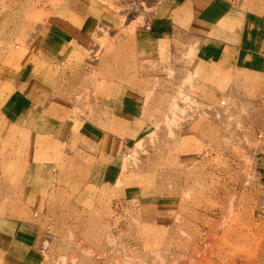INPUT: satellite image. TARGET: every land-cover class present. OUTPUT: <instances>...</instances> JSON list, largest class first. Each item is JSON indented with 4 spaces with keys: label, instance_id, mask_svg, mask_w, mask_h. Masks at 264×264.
Instances as JSON below:
<instances>
[{
    "label": "rangeland",
    "instance_id": "rangeland-1",
    "mask_svg": "<svg viewBox=\"0 0 264 264\" xmlns=\"http://www.w3.org/2000/svg\"><path fill=\"white\" fill-rule=\"evenodd\" d=\"M64 1L0 0V80L59 77L51 108L67 114L61 143L0 130V264H264V74L203 82L184 68L195 43L183 38L167 57L139 53L155 12L139 0L126 6L134 22L116 16L85 41L101 49L90 69L74 43L47 61L42 31L79 25ZM99 1L94 14L121 13ZM234 1L264 15V0ZM126 99L139 116L117 114Z\"/></svg>",
    "mask_w": 264,
    "mask_h": 264
},
{
    "label": "crops",
    "instance_id": "crops-1",
    "mask_svg": "<svg viewBox=\"0 0 264 264\" xmlns=\"http://www.w3.org/2000/svg\"><path fill=\"white\" fill-rule=\"evenodd\" d=\"M134 1L114 0L116 5L122 7L121 13H105L103 16L92 11V5L102 4L99 0H65L64 4L74 11L73 19L79 25L74 27L69 24H53L45 28L40 40V51L47 61H55L56 58H63L70 51L68 45L74 43L77 49H72L70 58H75L76 52L84 57L79 66L90 69L87 60L98 61L97 53L101 49L97 44L90 46L85 41L100 29L109 30L113 22L118 21L119 16L124 17L126 22H134L135 20L131 19L135 15L126 9V6ZM136 3L145 4L148 9L155 11L151 15L145 13L147 25L137 29L144 37L148 36L150 41L149 45L140 44L137 47L139 53L148 48L147 52L154 53L157 60L163 58V55L167 57L175 52V41L183 38L187 46L195 43L194 63L184 68L191 72L193 69V77L203 82L215 78L216 70L220 69L247 68L264 74V15L243 10L241 1L139 0ZM0 82H3L1 88L8 91L3 100L0 97V122L7 124L0 126V130L9 128L10 134L16 130H24L31 135L51 136L61 143L58 137L59 122L64 120L67 114L64 109H52L51 106L54 100L62 98H58V92L52 87L54 84H62V80H59V77L52 81L44 77H27L2 79ZM130 101L126 99L127 105L124 111L117 110L118 115L124 118L139 116V109H135ZM91 128L93 131L89 132L87 138L94 143L103 141L107 132L96 125ZM98 158L101 159V156ZM103 164L106 166V180L113 182V174L116 172L113 163L110 166ZM31 170L32 168H28L26 174Z\"/></svg>",
    "mask_w": 264,
    "mask_h": 264
}]
</instances>
